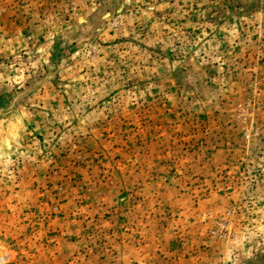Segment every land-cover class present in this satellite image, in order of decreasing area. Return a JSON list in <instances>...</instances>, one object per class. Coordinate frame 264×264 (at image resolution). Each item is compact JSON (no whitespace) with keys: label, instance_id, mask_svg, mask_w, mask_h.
Instances as JSON below:
<instances>
[{"label":"rangeland","instance_id":"374dc122","mask_svg":"<svg viewBox=\"0 0 264 264\" xmlns=\"http://www.w3.org/2000/svg\"><path fill=\"white\" fill-rule=\"evenodd\" d=\"M0 264H264V0H0Z\"/></svg>","mask_w":264,"mask_h":264}]
</instances>
